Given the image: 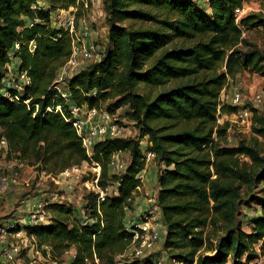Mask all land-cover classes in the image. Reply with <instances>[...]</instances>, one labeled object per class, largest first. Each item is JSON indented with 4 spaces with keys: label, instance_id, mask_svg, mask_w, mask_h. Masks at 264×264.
Masks as SVG:
<instances>
[{
    "label": "trees",
    "instance_id": "obj_1",
    "mask_svg": "<svg viewBox=\"0 0 264 264\" xmlns=\"http://www.w3.org/2000/svg\"><path fill=\"white\" fill-rule=\"evenodd\" d=\"M39 1L0 0V87L7 63L29 77L19 100L0 93V139L8 159L34 160L55 173L89 161L69 120V103L112 115L128 106L139 138L93 145L99 185L116 184L117 193L99 201L88 193L92 222H81L69 203H51L48 222L25 225L27 234L57 257L74 247L69 264H150L125 255L133 240L125 217L144 168L140 139L147 137L153 161L163 165L156 205L171 264H257L264 252V114L251 108L253 135L235 145L226 144L227 123L218 118L233 111L220 100L229 78L245 70L264 77V52L241 28L264 31V15L248 13L237 23L235 9L249 0H208V11L194 0H104L106 47L100 59L65 80L66 101L53 85L72 55V39L50 15L79 2L43 0V7ZM139 85L150 91L139 92ZM116 151L130 156L120 173L108 166Z\"/></svg>",
    "mask_w": 264,
    "mask_h": 264
},
{
    "label": "built area",
    "instance_id": "obj_2",
    "mask_svg": "<svg viewBox=\"0 0 264 264\" xmlns=\"http://www.w3.org/2000/svg\"><path fill=\"white\" fill-rule=\"evenodd\" d=\"M206 3L208 0H205ZM250 12V8L247 2H244L241 6L235 9L236 22L247 15ZM50 20L53 25L57 27H62L68 32L72 39V55L67 60V62L61 66L57 72L55 78V84L53 88L62 96L66 101L68 98V91L65 89V80L76 73L79 70V65L84 61H96L100 59L102 55V50L98 49V46L92 41L90 30L86 24L82 25L80 29H76L75 26V8L69 7L67 9H57L51 12ZM30 25L32 23L30 22ZM243 33L245 27L241 26ZM19 47V42H14L13 49ZM34 44L30 43V50H34ZM17 62V61H16ZM29 84V77L27 71L15 70L13 63H7L4 67V75L2 78V88L3 95H5L9 100H19V94H21L25 87ZM13 92L11 93L10 92ZM244 95L240 90L235 89L232 92L230 98V106L233 108L232 114L234 120L240 125L246 127H252L253 124V110L246 106L244 101ZM252 107L258 108L264 104V88L259 89L251 94L249 97ZM26 103L29 99L24 100ZM37 106V104H36ZM70 113L72 117L69 119L73 126L75 127L77 134L81 138L82 145L90 158L89 161L84 160L80 164H74L69 167L64 168L59 171L57 175L62 182H64V190L75 189L78 182H80L87 192H93L97 194V199L102 200L106 195H114L117 192L109 193L111 188L110 184L105 187L99 185V179L101 176V166L98 162L91 159L93 145L102 139L110 137H124V138H139L134 137L132 134L126 132L125 127L119 122L115 114H110L108 111L103 109H97L95 107L88 108L86 106L77 107L69 103ZM56 109H60V106H56ZM47 111H51L52 108L48 106ZM218 122L221 121L218 119ZM227 141L232 139L229 128H227ZM142 139V140H141ZM140 139L141 149L143 151L144 168L136 174V178L139 180V185L136 186L133 192L134 201L140 196H146L150 194L148 190L144 187V182L146 179V168L147 164L153 161L155 157L154 151L148 148L149 144L147 142V137ZM0 145L3 151L7 150V143L4 138L0 139ZM121 151H116L112 154L108 166L110 170L115 173H120L126 170L128 163H125L120 158ZM5 170L13 168V165L9 162H4ZM89 171L91 174L89 175ZM86 175V176H84ZM15 174H1L0 175V193L4 192L11 183L17 181ZM142 190L145 192L142 193ZM157 194V193H156ZM156 194L154 197L147 198L151 204L145 208H139L138 214L134 219H131L132 215L131 209L127 208V213L125 217L126 229L133 233V240L131 245L125 251V255L131 258H138L142 260L149 259L150 264H167L163 258L152 257L149 253L158 243V238L160 231L156 229V225L159 223L160 211L156 205ZM48 202L45 199H39L37 203V208L35 211L30 213L28 217V223L32 226L40 225L48 222L46 219L44 207ZM57 202V201H56ZM60 202V201H59ZM52 203V202H51ZM45 217V220H44ZM85 218H80V221H84ZM88 222H92L91 217L85 219ZM17 226L16 221H6L0 224V237L1 239L8 232L12 233L13 236H19L21 231L11 232ZM1 253L6 258H12L15 253H19L20 248L18 245L11 243H6L5 240L1 242ZM257 264H264V252L260 253L259 257L256 259Z\"/></svg>",
    "mask_w": 264,
    "mask_h": 264
},
{
    "label": "rangeland",
    "instance_id": "obj_3",
    "mask_svg": "<svg viewBox=\"0 0 264 264\" xmlns=\"http://www.w3.org/2000/svg\"><path fill=\"white\" fill-rule=\"evenodd\" d=\"M79 2V8H75V26L78 31L82 25L86 24L90 30V35L92 41L98 46L99 50H103L106 47L108 41V21L106 18L104 10V0H77ZM197 6L208 11L207 3L205 0H194ZM206 3V4H205ZM39 4L43 7H47V4L40 0ZM247 4L250 8L251 13H261L264 15V2L259 0H249ZM243 37L250 42L252 45L258 47L264 52V31L262 28H246L243 33ZM89 61H84L79 65V68H82ZM264 88V77L257 73H250L245 70L238 74L235 78H229L228 83L222 89L220 93L221 102L229 105L232 92L235 89L240 90L244 95V103L246 106L252 108L249 97L255 91ZM139 92H148L150 89L144 85H139L137 88ZM156 90V89H155ZM3 91V88L0 87V93ZM259 111L264 114V104L258 107ZM130 111L128 106L119 108L116 111V118L119 119L121 124L125 127L126 132L132 134V136H138V128L129 119L128 112ZM221 123L226 122L227 128H229V133L232 137L230 141H227L228 145H235L238 141L243 139H249L253 135L252 127H246L240 125L234 120L232 111L229 110L226 113H223L218 118ZM142 140V139H141ZM6 152L3 151L2 146L0 145V175L1 174H15L18 178L15 183H11L8 188L0 193V205L4 202L7 203L5 209L4 218L7 221H16L17 226L14 231H22L19 236H13L12 233H7L1 239L0 237V263L2 264H69L71 257L74 255V247L66 251L62 256H55L48 246H39L37 241L29 236L25 230V225H30L27 220L30 213L36 210L37 203L34 207L30 202L34 200L35 197L39 199H45L46 201H51L52 203H69L77 209V216L81 218H89L91 214V203L87 200V192L84 186L78 182L75 189L73 190H64L65 184L60 180L61 177L55 172H47L43 168V165L36 163L34 160L28 162H19L17 159H8ZM120 158L125 161V163L130 162V156L128 153H121ZM4 162H9L13 165L12 169L5 170ZM163 165H158L154 161H151L147 164L146 168V178L151 175L152 184L150 185L151 191L146 198L154 197L156 191L155 183V173H158L159 168H162ZM150 170L153 172L151 173ZM114 172L113 170H111ZM91 172L89 171V175ZM86 176V175H84ZM111 188L109 193H114L116 190V184H110ZM145 192L142 190V193ZM157 193V192H156ZM38 199V200H39ZM248 200V197L247 199ZM57 201V202H56ZM60 201V202H59ZM48 202V204H51ZM44 207L46 219L51 215V212L46 211L47 205ZM255 203H251L252 207ZM142 209V208H141ZM17 210L18 212L14 215L13 212ZM134 205L131 213L133 215ZM253 208H245V211L251 213ZM139 211V210H137ZM136 211V212H137ZM84 219V220H85ZM92 219V218H91ZM45 220V217H44ZM244 220L248 219L244 218ZM163 224L160 222L156 225V229L160 231L158 238V245L161 244L162 235L161 230L163 229ZM246 228V227H245ZM5 240L6 243H11L18 245L20 248L19 253H15L12 258H6L1 253V242ZM155 248V247H154ZM156 254H161V250H156ZM151 255V254H150Z\"/></svg>",
    "mask_w": 264,
    "mask_h": 264
},
{
    "label": "crops",
    "instance_id": "obj_4",
    "mask_svg": "<svg viewBox=\"0 0 264 264\" xmlns=\"http://www.w3.org/2000/svg\"><path fill=\"white\" fill-rule=\"evenodd\" d=\"M206 2V1H205ZM206 4V3H205ZM208 5V4H207ZM150 172L151 173H153L151 170H150ZM152 177H151V175H149L148 176V178H146L145 179V182H144V187H145V189L146 190H148L149 192L151 191L150 189H151V187H150V185L152 184V180L153 179H151ZM154 178H155V183H156V185H157V187H156V191H155V194H156V192H157V189H158V178H157V173H155V176H154ZM154 194V195H155ZM38 197H35L34 198V200L32 201V202H30V204L32 205L31 207H34L35 205H36V201H38ZM151 204V202L146 198V196H140V197H138L135 201H134V203H133V205H134V208H135V210L137 211L139 208H145V207H147V206H149ZM6 206H7V203H1V205H0V224L1 223H4V222H6L7 220L4 218V214H6L4 211H5V209L4 208H6ZM76 209V208H75ZM77 210V209H76ZM134 210V211H135ZM134 212L133 213V215H132V217H131V219H134L136 216H137V214H138V212ZM18 211L17 210H15L14 212H13V214L12 215H14V214H16ZM15 216V215H14ZM27 220H28V217H27ZM160 222L163 224V229L161 230V235H162V240H161V244L160 245H156L155 246V248L154 249H152L151 251H149V253L151 254V256L152 257H156V258H163V260H165L166 261V263L167 264H171V262L167 259V257L165 256V252H164V250H163V242H164V236H165V225H164V223H163V221H162V219H161V217H160ZM28 223V222H27ZM27 225V224H26ZM22 232V231H21ZM156 250H161V254H156Z\"/></svg>",
    "mask_w": 264,
    "mask_h": 264
}]
</instances>
